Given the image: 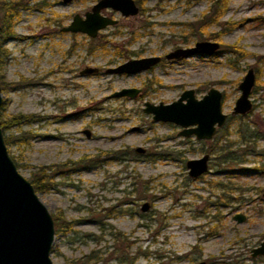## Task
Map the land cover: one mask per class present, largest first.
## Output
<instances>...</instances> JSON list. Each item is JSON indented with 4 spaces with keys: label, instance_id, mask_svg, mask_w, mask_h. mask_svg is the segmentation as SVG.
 <instances>
[{
    "label": "rangeland",
    "instance_id": "rangeland-1",
    "mask_svg": "<svg viewBox=\"0 0 264 264\" xmlns=\"http://www.w3.org/2000/svg\"><path fill=\"white\" fill-rule=\"evenodd\" d=\"M1 1L21 6L7 26L10 37H0V117L38 119L5 130L12 137L8 153L29 181L42 171L51 178L49 190L36 191L50 214L76 221L71 231L55 234L52 263L82 264L94 252L97 264H125L122 254L131 264H264V256H251L264 240V0H224L223 15L202 28L200 19L223 0H134L133 16L102 9L117 23L96 37L62 28L98 0ZM198 40L218 42L215 55L164 59ZM148 56L163 62L136 73L107 71ZM87 67L97 71L81 74ZM250 68L252 108L235 114L238 84ZM133 87L140 89L134 98L110 96ZM210 88L223 93L227 116L210 140L179 135L182 126L143 111L146 101L171 103L186 89L201 98ZM243 125L258 137L243 142L236 134ZM218 135L243 159L223 171L209 151ZM116 150L124 152L112 156ZM205 153L209 171L191 178L186 161ZM83 158L85 167H78ZM89 159L95 165L86 166ZM209 181L234 189L227 206L224 191ZM237 213L243 222L233 218Z\"/></svg>",
    "mask_w": 264,
    "mask_h": 264
},
{
    "label": "water",
    "instance_id": "water-1",
    "mask_svg": "<svg viewBox=\"0 0 264 264\" xmlns=\"http://www.w3.org/2000/svg\"><path fill=\"white\" fill-rule=\"evenodd\" d=\"M68 1V0H65ZM111 8L119 11L123 16H133L139 11L134 0H98L90 11L84 13V18L74 14L70 23L63 27V31L82 32L90 37H96L100 29L117 23L116 19L102 15L100 11ZM219 47L216 41H196L191 47L176 48L164 55L166 59L188 58L197 54L209 56ZM160 56H148L129 59L126 62L109 68V73H136L146 70L160 61ZM95 67H87L81 74L93 73ZM253 69H248L238 84L240 95L235 100L233 113L245 114L252 108L250 99L251 88L254 85ZM140 93L139 88H122L110 94L111 97L130 98ZM221 91L210 88L196 98L193 89L184 90L171 103H144L143 111L152 114L154 121L173 122L184 129L182 136L194 135L196 139H211L217 128L226 121V114L222 112ZM2 104L0 86V107ZM87 137L90 132L84 130ZM138 152L143 149L137 148ZM208 153L198 158L188 159L185 163L188 175L195 179L209 171ZM148 204H143L145 211ZM237 222H243L245 216L237 213L233 216ZM55 229L53 217L46 206L39 199L32 183L17 169L8 153L4 136L0 127V264H53L50 258L54 241ZM251 256H264V240L252 249ZM199 264H204L200 262Z\"/></svg>",
    "mask_w": 264,
    "mask_h": 264
},
{
    "label": "trees",
    "instance_id": "trees-1",
    "mask_svg": "<svg viewBox=\"0 0 264 264\" xmlns=\"http://www.w3.org/2000/svg\"><path fill=\"white\" fill-rule=\"evenodd\" d=\"M142 1V0H140ZM139 0H137L138 3H140ZM144 1V0H143ZM21 6L20 1H1L0 2V12L3 11V16L1 18L2 27H0V37L1 39L9 38L10 33L7 32V26L9 24V21L11 18L13 19L15 16H17V10L18 7ZM226 7V2L223 1H216L214 4L210 7L211 14L209 16L205 15L202 19H200V23L198 26L205 27L211 23H215L218 21L219 17L223 15V12ZM227 29V27H225ZM191 35L193 33V28H191ZM225 48H230L234 50L235 52H240L241 55L244 54V51L240 48H237L235 45H225ZM3 55V54H2ZM36 117L34 115H22V116H10L8 119H3L0 117V127L3 132L4 136V142L6 146L12 144V137L9 135H5L4 132L12 125L17 124H25L28 122H34L38 119H35ZM222 130V129H221ZM255 131H252L248 125L240 126V128L237 129L236 134L238 138H240L243 142H249L251 139H256L258 136L255 135ZM219 136L216 138L215 147L210 148V153L214 154L212 156V164L215 165V167L218 170H225L230 163L232 162H241L243 159H239L238 155L235 153V150L232 148L233 142L229 139H226L224 142H220ZM221 137V136H220ZM120 152L124 151H113L114 153L112 156H117ZM107 154V153H106ZM85 158L79 159L76 163L78 164V167H85ZM86 166H90V164L95 165V162L92 161V159L87 160ZM30 182L32 183L35 191H47L51 187V178L45 172H41L40 175L36 177H32ZM145 182V181H144ZM215 184L217 189H221L224 191V194L222 195L224 201L223 206H227L229 204L230 200H227V193L229 190H234L231 186H229V183H223L222 181H209V184ZM146 186V185H145ZM53 221H54V229L55 234L56 233H67L72 230V226L75 224L76 221L74 220H66L64 215L60 213L52 215ZM125 242V241H124ZM88 259L83 261L82 264H97V262L100 260L96 255L93 253H90L87 255ZM125 255H121V258L119 259L120 263L125 264H131Z\"/></svg>",
    "mask_w": 264,
    "mask_h": 264
},
{
    "label": "flooded vegetation",
    "instance_id": "flooded-vegetation-1",
    "mask_svg": "<svg viewBox=\"0 0 264 264\" xmlns=\"http://www.w3.org/2000/svg\"><path fill=\"white\" fill-rule=\"evenodd\" d=\"M198 41H202V40H198ZM189 47H191V46H189ZM213 55H215V54H213ZM213 55H210V56H213ZM195 56H197V57H202V58H206V57H209V56H206V55H204V54H197V55H195ZM164 59H166L165 57H164ZM180 58H178V59H167L166 61H172V62H175L176 60H179ZM163 62V59L161 58L160 59V61L158 62L159 64H161ZM254 72V71H253ZM223 94V93H222ZM223 99V98H222ZM226 118H227V116H226ZM219 128H221V127H219ZM218 129V128H217ZM217 129H216V131H217ZM216 131H215V133H216ZM215 133H214V135H213V137L215 136ZM192 136H194V135H192ZM212 137V138H213ZM211 138V139H212ZM199 140V139H198ZM203 140H205V139H203ZM207 140H210V139H207ZM209 154V153H208ZM210 155V154H209ZM209 161H210V159H209ZM209 164V163H208ZM208 168H209V166H208ZM206 174V173H205ZM204 175V174H203ZM202 176V175H201ZM200 177V176H199ZM196 179V178H195Z\"/></svg>",
    "mask_w": 264,
    "mask_h": 264
},
{
    "label": "bare ground",
    "instance_id": "bare-ground-1",
    "mask_svg": "<svg viewBox=\"0 0 264 264\" xmlns=\"http://www.w3.org/2000/svg\"><path fill=\"white\" fill-rule=\"evenodd\" d=\"M103 135V137H115L117 134H115V133H104V134H102ZM47 139H53V138H55V136H47L46 137ZM51 142H49V141H44V144L45 145H48V144H50Z\"/></svg>",
    "mask_w": 264,
    "mask_h": 264
}]
</instances>
